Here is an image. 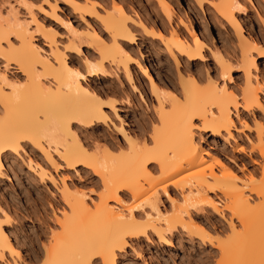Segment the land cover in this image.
Instances as JSON below:
<instances>
[{
  "label": "bare ground",
  "instance_id": "obj_1",
  "mask_svg": "<svg viewBox=\"0 0 264 264\" xmlns=\"http://www.w3.org/2000/svg\"><path fill=\"white\" fill-rule=\"evenodd\" d=\"M58 1L81 18L96 17L107 39L91 26L80 30L84 39L80 38L77 34L80 31L68 20H60L63 18L55 9L57 0L50 3L48 14L64 22L72 35L62 48L54 44L52 28L44 27L33 15L30 5L26 8L27 19L16 16L12 6L6 16L0 14L3 66L12 64L24 75V80L14 81L0 69V177L6 176V171L16 175L13 155H21V143H24L39 151L49 165H59L54 159L56 155L65 167L80 165L85 173L90 171L98 178V190L94 187L88 190L96 195L95 199L85 190L61 182L57 192L64 206L59 215L54 214L57 228L43 243L39 264H116L125 246L131 245L129 241L141 236L149 240V233L163 241L176 229L202 236L201 224L191 209L203 210L204 205L221 216H224L223 210L229 212L227 225L232 228L230 236L233 237L228 241L209 242L225 254L220 264H264V123H256V141L251 146L261 158L257 177L253 173L238 176L221 159L209 154L198 140L204 131L213 136L229 134L233 124L231 109L237 113V106L248 111L259 110L264 118L255 60V55L264 57V38L255 42L242 33L233 11L244 7L240 0H188L198 8L208 3L235 29L240 49L237 67L244 78L239 99L225 82L219 85L211 77L204 80L195 77L188 68L185 74L176 70L178 87L171 88L156 81L148 73L147 65H141L128 49L129 43H135V32H140L145 37L159 39L176 66L178 58L188 65L203 56L204 37L194 30L189 32L190 37H185L175 27L163 31L159 26L148 25V20L131 16L120 0H110L107 4L97 0ZM154 2L168 22L172 20L169 0ZM33 28L51 45L48 52L42 53L34 42ZM84 41L98 54L97 60L83 58L87 75L103 73L106 62L121 69L128 81L133 82L132 63L147 76L157 113L149 137L136 138L120 125L125 147L81 141L77 127L85 129V126L106 123L109 118L105 107L116 113L113 98H102L88 83L82 82L85 75L66 59V52L78 54ZM217 62L221 75L229 80L231 61L220 56ZM194 128L198 131L197 139ZM43 163L27 156L25 166L39 181L45 178L51 181L52 176ZM168 185L179 190L180 202L169 194ZM209 192L221 197L220 207ZM161 193L171 202L170 212L160 207ZM1 202L0 195L1 264H35L38 256L26 261L11 242L3 227L10 219L9 213ZM235 220L239 230L234 227ZM224 256L229 257L224 260Z\"/></svg>",
  "mask_w": 264,
  "mask_h": 264
},
{
  "label": "rangeland",
  "instance_id": "obj_2",
  "mask_svg": "<svg viewBox=\"0 0 264 264\" xmlns=\"http://www.w3.org/2000/svg\"><path fill=\"white\" fill-rule=\"evenodd\" d=\"M21 1L0 0L1 16H6L12 6L15 14H17L16 16L21 19L26 17L27 19L26 8L30 5L33 15L44 27L49 26V28H52L54 44L60 48H62V45L69 43L70 36H72L64 22L60 20H68L77 32L91 26L101 37L107 39V34L103 31L96 17L85 15L81 18L61 1L57 0L58 6H55L57 14L60 18H63L60 20L54 19L48 14L50 3L53 0H23L22 3ZM97 1L107 4L110 0ZM169 2L172 6L173 17L168 22L154 0H120V3L131 16H134V18L139 16L144 20H148V25L150 23V25L159 26L163 31L175 27L185 37H190L189 32L191 30H194L199 36H203L206 44V46L205 44L203 46V56L188 65L181 58H178L176 66L173 57L167 53L159 39L145 37L140 32H135V43H129L128 49L131 50L132 54L134 53L133 55L141 65H147L148 73L156 81L165 83L171 88L178 87L177 71L180 70L185 74V69L188 68L187 71L193 73L195 77H201L204 80L208 76L215 79L219 85L225 82L226 86L236 91V97L239 99V88L242 87L244 78L242 70L237 67L240 49L235 29L221 19L206 2L201 8L188 0H169ZM240 2L244 7L240 10L236 9L238 11L233 9V11L240 23L242 33L247 38L258 42L264 38V1L240 0ZM33 31L34 42L38 45L40 51L42 53L48 52L51 45L49 46L47 39L43 38L40 31H36V29ZM77 34L81 36L80 38H83V32L80 31ZM90 46L87 42L81 43L79 46L80 52L75 54L67 51L66 59L85 75L82 82L88 83L102 98H113L116 113L105 107L104 110L108 113L109 118H107L106 123H99L92 127L85 126V129L77 127L78 136L82 139L80 140L84 144L93 145L94 143L101 144V146L107 144L112 148L125 147V141L120 135V125L127 132L133 136L135 135L136 138L143 135L149 137L151 129L156 123L157 113L155 97L149 90L147 76L145 77L138 67L132 63L133 82L128 81L121 69L109 66L110 64L106 62H104L105 73L87 75L83 58L98 59L97 52ZM220 56H224L231 61V77L229 80L221 75L219 62H217ZM255 60L257 77L260 81L258 94L264 103V57L255 55ZM3 64L5 63L0 57V69L5 70L14 81L17 79L19 81L24 80L23 73L14 65L3 66ZM4 67L6 68L4 69ZM231 110L233 126L231 125L229 134L213 136L210 132L204 131L200 133L198 140L209 154L221 159L238 176L245 177L249 173H253L257 177L261 158L251 146H254L256 141V123H264L263 115L254 108L248 111L237 106V113L233 109ZM193 122L199 124L196 119H193ZM193 130L197 139L198 135L196 134L198 131L195 128ZM21 145L24 150H20L21 155H13L15 160L13 169L16 175L14 176L10 171H6L7 177H0V195L3 198L1 205L8 211L10 218L7 220L8 222L3 223V227L11 242L19 249L22 257L29 261L38 256L33 263L39 264L43 258V255H41L43 252L42 245L48 241L49 235L55 230L54 228H57L55 215H59V211L64 206L57 192V188L62 184L61 182L70 187L81 188L91 198L95 199L96 195L88 190L93 189V187L98 190L99 187L96 184L98 178L90 171L85 173L80 165L75 166V168L65 167L56 155H54V159L59 165L57 167L49 165L43 160L39 151L31 149V145L24 143H21ZM27 156L40 163L44 162L42 165L46 166L52 180L45 178L44 182H41L33 172L28 171L25 166ZM7 165L4 161V166L7 167ZM167 190L173 199H177L178 202L181 201L179 190L171 185L167 186ZM209 195L216 202H219V207L222 205L223 200L219 193H216L219 197H216L214 192H209ZM87 200L89 201V198ZM169 201L161 193L160 207L162 210L170 212L171 202ZM204 206L203 210L194 211V209H191L197 223L201 224L202 236L196 232L188 234L181 229H176L172 231V234H167L169 237L166 236L167 240L163 241L149 233V240L141 236L140 240L129 241L131 245L125 246L121 256L117 257L116 264H220L221 256L224 253L221 254V251L209 242L210 240L214 242L217 239L218 241H228L233 237L230 236L232 228L229 229L227 225L229 212L223 210L224 216H221L209 206ZM237 224L238 222L234 227L239 230V224ZM228 257L224 256L223 259L225 260Z\"/></svg>",
  "mask_w": 264,
  "mask_h": 264
}]
</instances>
